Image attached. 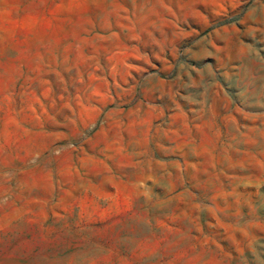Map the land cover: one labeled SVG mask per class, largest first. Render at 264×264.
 I'll list each match as a JSON object with an SVG mask.
<instances>
[{
    "label": "rangeland",
    "instance_id": "1",
    "mask_svg": "<svg viewBox=\"0 0 264 264\" xmlns=\"http://www.w3.org/2000/svg\"><path fill=\"white\" fill-rule=\"evenodd\" d=\"M0 264H264V0H0Z\"/></svg>",
    "mask_w": 264,
    "mask_h": 264
}]
</instances>
